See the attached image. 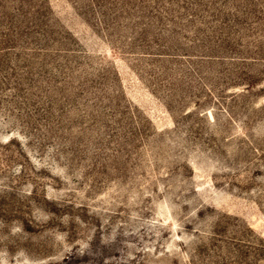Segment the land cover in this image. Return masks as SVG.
<instances>
[{
	"label": "rangeland",
	"instance_id": "obj_1",
	"mask_svg": "<svg viewBox=\"0 0 264 264\" xmlns=\"http://www.w3.org/2000/svg\"><path fill=\"white\" fill-rule=\"evenodd\" d=\"M0 264H264V0H0Z\"/></svg>",
	"mask_w": 264,
	"mask_h": 264
}]
</instances>
